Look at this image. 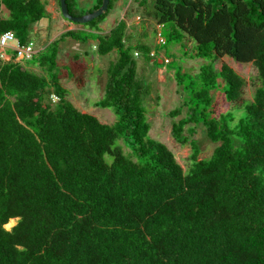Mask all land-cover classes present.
I'll use <instances>...</instances> for the list:
<instances>
[{
    "label": "trees",
    "instance_id": "1",
    "mask_svg": "<svg viewBox=\"0 0 264 264\" xmlns=\"http://www.w3.org/2000/svg\"><path fill=\"white\" fill-rule=\"evenodd\" d=\"M101 2L83 11L66 0L74 16ZM113 3L33 46L29 59L11 49L0 58V264H264V0H138L141 17L159 27L155 48L145 32L132 43L122 19L99 31ZM46 16L41 0H0V34L30 42ZM64 38L115 54L94 103L112 109V124L66 98L61 78L82 87L86 68L76 53L58 64ZM182 38L193 42L190 59L208 61L193 74L174 72L179 104L167 115L170 135L190 150L187 171L148 134L152 86L139 73L159 51L170 58L160 46ZM223 56L255 67L250 100L241 98V75L214 67ZM220 81L232 107L215 115ZM198 127L215 143L206 158H198Z\"/></svg>",
    "mask_w": 264,
    "mask_h": 264
},
{
    "label": "rangeland",
    "instance_id": "2",
    "mask_svg": "<svg viewBox=\"0 0 264 264\" xmlns=\"http://www.w3.org/2000/svg\"><path fill=\"white\" fill-rule=\"evenodd\" d=\"M41 1L45 5L49 4V0ZM55 3L59 17L63 19L65 23L73 25L71 27H80V25L78 26L79 23L71 22L62 17L57 1ZM90 5L91 3L89 0H84L83 4L80 6L82 10H88ZM135 7L136 11L131 15L137 17L134 19L137 21V23L135 22L137 26L135 25L132 26L135 28L130 27L128 29L132 43L138 41L140 39V34L145 32L144 34L148 33L149 35L146 39H144L145 43L155 48L158 45L157 42H155V38H157L158 35L157 33L154 34V31H152L151 28L156 27V24H154L151 20L143 19L140 15L141 9L139 7L137 8V6ZM77 8H79L78 5ZM119 18L121 17L118 16L116 20H119ZM106 19L107 17H104L102 21L110 28L114 24V21L111 16L109 20ZM50 22L51 24L48 26L49 29L44 30V33L42 34H39L38 30L36 31V27L41 22L37 23L32 30L30 43L38 50L41 49L48 41H51L58 34H60V31L66 27V25L60 24L61 26L58 28V21L54 18H51ZM156 28H158V26ZM156 28L154 29L156 30ZM161 31H164V28H161ZM94 44L95 41L92 39L76 42L71 38H64L63 41L58 43V64L68 65L71 61L72 55L76 53L78 54L79 61L84 63L86 68L84 70L85 84L82 87L78 86L72 78L63 77L60 82L62 86L67 89L66 98L69 101L74 103L81 110L96 115L101 121L112 124L115 121L112 109L95 107L94 103L103 95L105 69L109 59L111 60L115 54L109 53L107 55L100 56L96 53ZM160 48L164 49L165 54H171L170 62L168 64L163 63L162 60L165 55L159 51L156 57L157 61L155 63L149 64L143 69H139V73L144 71V74L152 86L151 94L144 100L146 115L150 125L148 134L151 138L164 143L173 152L177 162L181 165L183 170L187 171L190 165V150L189 148L178 144L170 135L172 119L167 115L168 110L179 104L180 94L177 91L176 81L174 80V72L175 69L180 66L183 71L193 74L199 70L200 66L208 61L202 58H189L188 55L191 53V49L193 48V42L188 41L187 38H182L178 43H174L172 40L167 43L166 46H160ZM220 62L228 64L244 78L245 85L243 87L241 98L243 100H250L255 86L259 84V81L256 79L255 67L251 63H237L228 56H223L222 58L217 59L214 62V67H218ZM29 68L35 70L36 72H41L37 66L30 65ZM220 84L221 85L219 87H216L211 91L214 100L213 110L215 115L224 113L232 107V104L224 97V84L221 81ZM50 102L55 103L52 99H50ZM196 137L201 149L198 158L208 157L212 152L215 143L209 141L205 137L201 127H198ZM11 220L12 221H8L9 223L5 225L6 229H10L16 223L17 218H12Z\"/></svg>",
    "mask_w": 264,
    "mask_h": 264
},
{
    "label": "crops",
    "instance_id": "3",
    "mask_svg": "<svg viewBox=\"0 0 264 264\" xmlns=\"http://www.w3.org/2000/svg\"><path fill=\"white\" fill-rule=\"evenodd\" d=\"M83 1L84 0H76V4L78 5V7L81 10H82V8L80 5L83 4ZM89 1H90L91 5L88 8V10H90L93 7L96 0H89ZM55 2H56L55 0H49V4H47V5L44 4L45 10L47 13V16H46L47 18L44 17L37 22V23H39V22H41V23L36 27V31L38 30L39 34H42V33H44V30H46V29L48 30L49 29L48 26L51 24V22L49 23L51 18H54L58 21V24H57L58 28H59V26H61L60 24L66 25L65 29H63L64 31L75 30V29L81 28L80 24H78V26L80 25V27H71L73 25H71L70 23H65V21L59 17V13H58ZM135 6H137V8L139 7L138 6V0H114V3H113L111 10L105 16V17H107L106 20H109L110 16H111L112 20L114 21V24H115L117 21L116 18L118 16H120L121 18H119V19L124 20L126 23L127 31L130 27L135 28L132 26H135V25L137 26V24H135V22L137 23V21L134 20L137 17L136 16L134 17L131 15L132 13H135V11H136ZM88 10H83V11H88ZM102 20L98 23L99 31L102 33L108 32L114 24L109 28V26L107 24H105V22H103ZM37 23H35L34 26H36ZM156 27H157V25H156ZM156 27H154V28H156ZM154 28H151V30L154 31ZM158 28H156L157 31H158ZM63 30H61L60 32H62ZM156 39L157 38H155V40ZM169 59L171 60V58H169Z\"/></svg>",
    "mask_w": 264,
    "mask_h": 264
},
{
    "label": "built area",
    "instance_id": "4",
    "mask_svg": "<svg viewBox=\"0 0 264 264\" xmlns=\"http://www.w3.org/2000/svg\"><path fill=\"white\" fill-rule=\"evenodd\" d=\"M161 41V39H159ZM7 49L15 51L16 59H29L35 53L30 42H20L12 31H5L0 34V58L8 59ZM137 55L136 53H134ZM152 55V53H151ZM164 63L170 62L168 57L163 58Z\"/></svg>",
    "mask_w": 264,
    "mask_h": 264
},
{
    "label": "water",
    "instance_id": "5",
    "mask_svg": "<svg viewBox=\"0 0 264 264\" xmlns=\"http://www.w3.org/2000/svg\"><path fill=\"white\" fill-rule=\"evenodd\" d=\"M108 2L109 0H102L101 4L97 9L77 16L71 15L68 12L66 0H59V9L62 17L66 18L71 22L82 24L91 21L95 17L99 16L102 12H104L107 9Z\"/></svg>",
    "mask_w": 264,
    "mask_h": 264
},
{
    "label": "bare ground",
    "instance_id": "6",
    "mask_svg": "<svg viewBox=\"0 0 264 264\" xmlns=\"http://www.w3.org/2000/svg\"><path fill=\"white\" fill-rule=\"evenodd\" d=\"M10 221H12V220L10 219L9 222H10ZM9 222H8V223H9ZM8 223H6L5 225H7Z\"/></svg>",
    "mask_w": 264,
    "mask_h": 264
}]
</instances>
